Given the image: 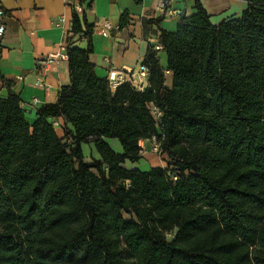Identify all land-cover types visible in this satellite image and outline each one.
I'll return each instance as SVG.
<instances>
[{"label": "trees", "instance_id": "trees-1", "mask_svg": "<svg viewBox=\"0 0 264 264\" xmlns=\"http://www.w3.org/2000/svg\"><path fill=\"white\" fill-rule=\"evenodd\" d=\"M246 1L218 25L196 1L148 51L147 88L113 93L90 61L93 27L73 11L57 101L30 123L17 95L0 97V264H264V0ZM152 137L167 166L127 168Z\"/></svg>", "mask_w": 264, "mask_h": 264}, {"label": "crops", "instance_id": "crops-1", "mask_svg": "<svg viewBox=\"0 0 264 264\" xmlns=\"http://www.w3.org/2000/svg\"><path fill=\"white\" fill-rule=\"evenodd\" d=\"M159 1L88 0L86 4L90 7L79 13L77 7H87L85 3L81 4V0H0V23L6 28L0 37V97L6 98L9 93L17 95L30 123L37 118L39 107L57 101L60 90L70 84L68 61L42 64V60L62 47L66 49L74 10L78 15L84 13L87 23L93 27L90 61L97 77L107 80L115 71H137L150 49L160 50V30L174 33L181 21V18L161 19L156 11ZM171 1L185 17L196 12L195 3L198 1L213 25L240 17L247 7L246 0ZM123 17L125 25L121 26ZM105 20L110 28L102 35ZM87 44L86 39L76 42L82 49ZM158 56L161 66L166 69V55L159 51ZM37 79H42L44 86H37ZM145 80L148 83L147 77ZM165 86H172V73L167 70ZM51 122L58 137H62V119L54 118ZM106 142L117 153L107 139ZM149 142V139L141 140L139 145L145 147L144 144ZM98 158L99 155L95 157ZM165 163L151 168H165Z\"/></svg>", "mask_w": 264, "mask_h": 264}, {"label": "built area", "instance_id": "built-area-1", "mask_svg": "<svg viewBox=\"0 0 264 264\" xmlns=\"http://www.w3.org/2000/svg\"><path fill=\"white\" fill-rule=\"evenodd\" d=\"M86 7H77V11L82 12L85 11ZM157 13L159 14V17L161 19H171V18H181L184 16L183 12L174 8L172 5L171 0H160L157 8H156ZM104 30L101 31L102 35H105L106 31L110 28V24L108 23L107 20L104 21ZM6 32L5 26L0 23V37L3 36ZM67 59V53L65 47H62V49L57 52V53H52L49 54L46 58L42 60V64H51L54 61L58 60H66ZM145 77H147V68L145 65L140 64L138 67L137 71H115L111 73L108 78H107V85L109 90L113 93L116 91L117 88L122 86L123 84H127L134 89L138 91H144L145 88H147L148 83L145 80ZM37 86H44L43 80L42 79H37L36 83ZM155 118L159 119L160 118V112L158 109L153 108L152 109ZM139 152L141 155L142 153L146 152L145 147L143 145H139ZM157 150V148H155Z\"/></svg>", "mask_w": 264, "mask_h": 264}, {"label": "rangeland", "instance_id": "rangeland-1", "mask_svg": "<svg viewBox=\"0 0 264 264\" xmlns=\"http://www.w3.org/2000/svg\"><path fill=\"white\" fill-rule=\"evenodd\" d=\"M150 142L148 144H144V146L147 149V154L145 155V153L143 152L142 154L143 157L140 159V161L134 165H131L130 163H125V166L128 167H135L137 169H139L140 171H147L149 170L152 165H158V164H162L163 165V161H165V167L167 166V161H166V156L161 152L160 150V141H158L156 138L152 137L149 139ZM107 141H109L110 145L112 146V148L117 152L120 153L121 152V146L120 143L117 139H107ZM155 148H157V150H155ZM82 151L83 154L85 156V160L90 161L91 158H97L98 157V153L94 147L93 144H84L82 145ZM3 229L0 228V232H2ZM120 249L123 253V257L124 258H129L130 253L127 249V247L123 244L120 243Z\"/></svg>", "mask_w": 264, "mask_h": 264}]
</instances>
